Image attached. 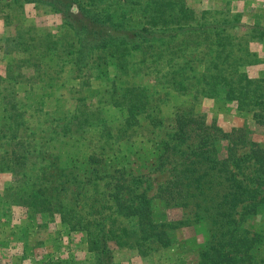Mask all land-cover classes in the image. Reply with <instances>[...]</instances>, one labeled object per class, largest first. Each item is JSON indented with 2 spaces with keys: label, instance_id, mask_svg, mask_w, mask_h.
I'll list each match as a JSON object with an SVG mask.
<instances>
[{
  "label": "trees",
  "instance_id": "trees-1",
  "mask_svg": "<svg viewBox=\"0 0 264 264\" xmlns=\"http://www.w3.org/2000/svg\"><path fill=\"white\" fill-rule=\"evenodd\" d=\"M119 1L126 3V0L104 3L109 7ZM135 1L136 6L121 8L118 15H114L107 7L98 8L95 0H0V12L9 11L6 22L19 9L24 10L26 3L49 7L63 16L64 33L56 37L39 33L32 24L27 26L23 13L16 23L15 34L5 41L25 55L18 61L21 66L33 68L30 81L40 77L45 85L47 81H43V76L56 75L61 71L60 65L63 67L69 61L78 68H92L103 76H107L109 67L113 66L116 78L120 79L127 57L132 53H140L143 58L155 56V61L164 53H170V58H180L184 46L173 51L170 48L175 38L186 42L191 36L203 35V38L209 33L211 38L214 36V42L205 41L220 44L221 53L224 45L220 40L232 42L228 30L236 26V22L223 20L213 26H192L196 19L194 10L185 0ZM170 23L176 25L174 31L169 30ZM65 37L70 39L68 46L61 40ZM72 44L75 47H70ZM7 52L10 51L6 46L5 54ZM53 56L61 61L56 71L48 72L44 68L51 67L46 60ZM229 59L230 54L221 58L216 52L199 75L191 64L187 67L193 63L189 60L165 74L164 82L172 83L168 86L182 93L187 101L185 106L172 104L174 111L169 118L160 115V100L156 103L155 98L147 96L145 87L125 85L120 79V85L115 83L107 90L112 96L103 99L104 104L119 111L120 126L125 134L130 136L137 130H148L149 126L158 132L153 144L151 172L167 171L168 177L157 184L151 195L147 194L152 179L149 173L134 174L128 166H119L116 162L105 166L106 156L102 151L84 156L87 166L84 172H80L77 164L80 161L74 158L66 167L57 162L56 156L51 159L50 149L55 147L56 139L69 135L77 124H95L98 133L105 136L111 133L98 112L92 116L87 98L79 99L76 111L64 117L63 123H59L62 118L52 117L48 129L35 128L29 132V137L21 138L19 130L27 122L23 116L28 110L18 105L16 85L11 83L20 73L16 70L12 74L7 64L5 74L0 75V111L7 120L0 126V161L3 162L0 170L11 172L21 185L13 190V195L38 212L58 211L68 231L80 229L90 235L94 231L86 226H96L95 264H115L108 241L110 238L118 241L120 234L112 222L121 218L131 226L127 227L124 238H129L143 257L172 248L175 241L169 231L203 223L209 238L197 250L196 264H264V221L256 225L249 223V218L264 208V148L250 140L243 128L222 130L215 121L208 120L196 103L202 92L212 95L210 90L219 83L224 84L228 88L227 99L251 111L254 125L264 127V76L251 79L241 70L249 61L239 60L236 64L237 58L234 62H228ZM81 84L86 82L81 81ZM44 114L50 113L45 111ZM42 131L47 134H41ZM79 175L85 178L80 191L72 196L73 205L81 191L88 189L86 180L94 181L95 186L107 187V193L98 192L102 196L99 202L90 201L97 204L92 203L82 211L67 208L62 198L56 196L65 184L73 186ZM153 199L168 208L186 210V218L156 223L152 220ZM126 238L120 243H129ZM164 264L186 263L174 260Z\"/></svg>",
  "mask_w": 264,
  "mask_h": 264
},
{
  "label": "rangeland",
  "instance_id": "rangeland-1",
  "mask_svg": "<svg viewBox=\"0 0 264 264\" xmlns=\"http://www.w3.org/2000/svg\"><path fill=\"white\" fill-rule=\"evenodd\" d=\"M95 1L98 3V8H106L108 3H104V1L110 0ZM185 1L186 5L194 10L196 19L192 26H213L222 23L223 20L234 21L237 25L228 30L232 38L231 43L227 40H220L224 45L222 53L220 44H210L211 41L214 42V36L211 38L208 33L203 38V35L191 36L187 38L186 42L178 41L175 38L170 48L173 51L183 45V55L180 58H170V53H164L161 58L159 57L155 61L157 58L155 56L148 55L143 58L140 53L128 55L126 68L121 71L120 79L125 85H137L141 89L145 87L147 96L152 100L155 98L156 103L160 100L158 110L160 115L165 118L172 115L174 111L172 104L185 106L187 102L182 93L172 86H168L172 83L167 85L164 82L165 74L175 70L178 64H184L186 60L193 62L189 63L187 67L191 64L197 69L196 74L199 75V72L203 73L204 66L207 67L208 61L216 55V52L220 54L221 58L222 55L229 56L230 54L228 62L230 60L234 62L236 58V64L239 60L250 62L242 65L243 69H241L249 78L258 79L264 76V31L261 30L264 29V0ZM27 5H24V10L19 9L11 16L10 30L6 37L15 34L18 27L16 23L20 21L25 11L27 20L24 19L23 22L27 26L34 25L39 33H50L56 37L64 33L61 14L53 13L49 7H39L35 10L31 4ZM130 5L136 6V1L113 2L107 8L114 11V15H118L121 8L126 9ZM129 14L133 18L135 17L133 13ZM169 26V30L174 31L176 25L170 23ZM206 39H209L210 42H206ZM61 40L66 46L70 44V39L66 37ZM6 46L7 51H10L7 54H5ZM70 47H75V45L72 44ZM67 50L68 48L63 51ZM23 56H25L23 53L17 52L6 43L5 38H2L0 42V75L5 74V67L9 64L12 74L18 70L20 74L11 80V83L16 85L18 105L28 110L23 116L27 122L21 126L19 136L27 138L30 136L29 132L35 128L48 129L52 117L62 118L59 123H63L64 117H70L76 111L79 99L87 98L92 116L98 112V115L106 121L111 129L109 136L112 137L98 133L95 124L84 126L77 124L69 135H61L56 139L55 147L50 149L51 159L56 156L59 158L57 162H61L62 166L66 167L74 158V160L80 161L77 162L80 172H84L87 167L84 165V156L92 151H102L106 156L107 164L105 166H108L109 162H116L119 166L125 164L134 174L149 173L152 179L147 194H153L157 184L168 177L167 171L151 172L154 168V165L151 164L153 144L158 132L149 126L148 130H137L130 136L125 134L120 126L119 111L111 107L110 104H104L103 99H109L112 96L111 92L108 93L107 90L112 89L115 83L121 84V80L116 78V68L110 66L108 75L103 76L96 74L92 68H78L69 61L63 67L60 65L61 71L56 75L43 76V81H47L45 85L40 77L36 81H30L33 68L20 65L18 60ZM46 61L51 68L45 67L44 70L54 72L61 60L53 56ZM148 64L151 66L149 67ZM81 81H85L86 84L80 85ZM227 89L224 84L219 83L213 90H210L212 95L202 92L196 98V103L200 106L198 108L206 113L209 121H215L222 130L229 131L232 127L243 128L250 140L258 142L264 148V127L254 125L251 111L242 109L235 101L227 99L225 96ZM40 109L41 112H36ZM45 111H48L51 116L50 114L45 115ZM6 121L5 115L0 111V126ZM45 133L42 131L41 134ZM222 149H225L224 143ZM127 160L129 161L126 162ZM0 164L3 165V162L0 161ZM84 178L83 175L77 176L73 186L65 184L64 188H61L56 194L58 198H62L67 208L73 207L82 211L84 208H89L90 204L95 203L90 202L93 199L99 202L102 196L98 192L107 193L106 185L95 186L94 181L86 180L85 187L88 189L81 191L82 194L78 198L75 197L77 202L73 205L72 198L74 197L72 196L80 191ZM18 186L21 185L16 182V177L11 172L0 170V264H95L93 242L96 238L97 227L93 224L86 226L95 232L90 235L80 229L68 231L63 227L65 223L61 220L58 211L51 209L45 213L38 212L36 209L29 208L22 201L20 202L18 196L13 195V190H17ZM86 202H89L88 207ZM152 206L154 207L152 220L156 223L186 218V210L168 208L158 199H153ZM261 221H264V208L258 215L249 218V223L253 225ZM112 225L120 234L118 241L117 238H110L108 241L113 251L115 264H164L165 262L172 263L174 260H183L186 264H196V252L209 238L207 226L203 223L179 227L177 230L168 232L175 241L172 248H167L166 252L160 251L152 256L143 257L129 238L125 237L129 243L123 244L124 236L128 231L127 227L131 226L123 218L115 220Z\"/></svg>",
  "mask_w": 264,
  "mask_h": 264
},
{
  "label": "crops",
  "instance_id": "crops-1",
  "mask_svg": "<svg viewBox=\"0 0 264 264\" xmlns=\"http://www.w3.org/2000/svg\"><path fill=\"white\" fill-rule=\"evenodd\" d=\"M27 4H31L33 6V8L36 10L37 8L39 7H35L34 4L32 3H26V6H28ZM55 13V12H53ZM9 15V11L6 10V11H2L0 12V42L2 41V38H6V36L8 35V32L10 30V25L11 23L10 22H6V16ZM11 16V15H10ZM27 13L25 11V14H24V19L27 20Z\"/></svg>",
  "mask_w": 264,
  "mask_h": 264
}]
</instances>
